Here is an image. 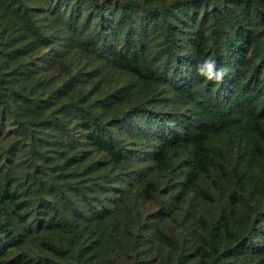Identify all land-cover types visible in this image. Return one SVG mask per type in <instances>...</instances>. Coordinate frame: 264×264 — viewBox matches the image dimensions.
<instances>
[{"label": "trees", "instance_id": "1", "mask_svg": "<svg viewBox=\"0 0 264 264\" xmlns=\"http://www.w3.org/2000/svg\"><path fill=\"white\" fill-rule=\"evenodd\" d=\"M208 56L222 79L196 71ZM51 69L71 91L56 105ZM116 71L112 89L81 88ZM70 112L90 125L97 159L72 140ZM9 121L20 137L0 142V264H264V202L234 204L229 238L223 208L200 260L195 243L160 231L169 249L154 255L155 222L132 205L134 185L162 190L149 160L168 181L215 172L221 185L264 189V0H0V141ZM181 192L166 190L162 214ZM43 251L54 259H31Z\"/></svg>", "mask_w": 264, "mask_h": 264}, {"label": "rangeland", "instance_id": "2", "mask_svg": "<svg viewBox=\"0 0 264 264\" xmlns=\"http://www.w3.org/2000/svg\"><path fill=\"white\" fill-rule=\"evenodd\" d=\"M91 34L94 36L101 29L99 26H95L94 23L91 24ZM143 36L147 39L146 44V53H148L150 59H154V45L159 40L156 30H153L152 24L149 25L148 31H142ZM139 38V37H138ZM131 52L135 56H139V48L137 45V37L132 36L131 39ZM122 47H126L125 44H121ZM47 49V48H45ZM44 49V50H45ZM36 52V51H34ZM46 52H38L36 54V61L39 58H44ZM90 59H85V62L90 63ZM87 60V61H86ZM69 66H71L69 64ZM52 75V86L54 91L50 93V96H47V103L59 104L62 100L69 98L70 92L67 85L68 78L66 77L67 72L60 71L59 69H51ZM122 74V73H121ZM120 72L109 73L106 79H103L99 82V79H95L90 82H82V89L84 91H91L94 93L97 89L96 86L102 88L112 89L115 87L114 82L119 78ZM121 81H123L121 79ZM79 114L70 112L66 116V123L70 127V133L73 135L72 140L75 141L76 146L81 144L83 146L82 151L85 152L84 155L89 159L98 158L100 155H96L98 150V144L95 143L96 139L94 138L92 129L90 125L85 121V119L79 118ZM5 130H8L9 137L8 139L4 137L2 145L7 144V141H11L13 138L20 137L19 128L16 127L13 121H9L8 126ZM15 136V137H14ZM124 138H128V135H124ZM128 140V139H127ZM22 154V152H18ZM146 162L148 165H151L153 170L150 172V176H154L155 180L157 179V172H160L163 182L162 190L157 191L154 196H149L146 187L145 181L141 185V190L137 192V185H134L132 188V205L135 207L134 212L139 213L145 219H152L155 223H151V231L155 233V236L159 234V231L164 235H167L174 240H177L183 247L191 243H195V247L192 249L194 258L200 260L205 256V246L206 236L208 232V226L210 221L217 217L221 218V213L223 208H227L228 218L222 219L225 223V236L231 237L234 227L237 228L239 225L236 220L233 219L232 207L234 204L238 205V208L242 206L243 203H253V202H264V189L261 187L255 188L252 185H245V187H238L230 179H225L223 185L220 184V181L215 172L207 174L203 179L195 177L192 180L188 178L184 179V174L181 178L178 177L175 181H168L165 179L170 174L166 173L165 170H160V166H153V161L149 160ZM167 180V183H166ZM182 182V183H181ZM169 184V185H167ZM182 192L177 195L178 198H175L173 203V209L169 215H164L161 213L159 208L160 201L165 200L166 190H181ZM136 195V196H135ZM176 196V195H175ZM188 217L194 218L195 226L193 225L192 230L187 232L186 225L188 224ZM232 219L233 221H231ZM187 222V223H186ZM232 228L230 229V227ZM157 236L154 239V255L158 257L162 254V248L168 250V243L166 240L160 241L157 239ZM192 240V241H191ZM259 245H262L261 240ZM33 251H38L37 247H32ZM40 252V251H39ZM16 252H14L15 254ZM39 257L47 258L48 260H53L54 256L47 252H41L38 255L33 254L31 259H39Z\"/></svg>", "mask_w": 264, "mask_h": 264}, {"label": "clouds", "instance_id": "3", "mask_svg": "<svg viewBox=\"0 0 264 264\" xmlns=\"http://www.w3.org/2000/svg\"><path fill=\"white\" fill-rule=\"evenodd\" d=\"M196 71L209 80L218 81L225 75V68L223 66H218L214 56H208L202 61H199L196 65Z\"/></svg>", "mask_w": 264, "mask_h": 264}]
</instances>
